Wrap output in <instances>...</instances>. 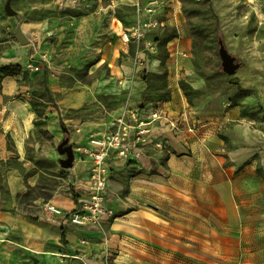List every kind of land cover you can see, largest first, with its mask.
<instances>
[{
    "label": "crops",
    "instance_id": "crops-1",
    "mask_svg": "<svg viewBox=\"0 0 264 264\" xmlns=\"http://www.w3.org/2000/svg\"><path fill=\"white\" fill-rule=\"evenodd\" d=\"M100 1L95 13L85 18L89 22L83 28L88 47L85 61H90L89 74L105 71V75L101 74L83 86L64 88L67 89L65 92L60 90L62 96L56 100L57 105H92L101 95L118 93L120 83L136 68V65L117 63L119 55L127 54L130 42L135 41L142 45L137 56L149 58V54L156 51L152 35L165 26L175 25L178 18V0ZM153 1H157L156 16L161 26L146 38L123 42L119 35L138 25L144 17V9ZM121 5L130 8L123 16L124 20L113 15L116 6ZM98 12L99 15L95 16ZM108 12L111 14L106 18ZM167 40L164 69L168 73L169 95L161 100L142 102L148 110H160L162 115L151 128L150 140L141 144L139 157H110L107 188L113 216L96 226H72L66 224L62 215L44 209L45 203L65 213L76 208L79 198L86 194L88 182L89 160L84 155L80 158L84 163L82 174L70 172L67 178L77 189L76 198L71 192L57 188L47 198L35 200L34 210H30L29 204L23 206L19 203V196L29 186H34L39 178L30 166L31 162L24 160L37 114L28 99L16 95L19 91L17 77L11 74L2 77L0 161L18 160L20 167L6 171V198L2 195L0 183V264H189V260L219 264L220 233L233 236L235 231L233 226L219 224L221 178L212 158L219 149L217 131L234 119L236 110L201 114L195 107H190L179 85V79L192 72L190 39L182 32ZM158 62L154 58L150 66L161 71ZM143 90L139 82L131 102L128 101L130 107L141 99ZM130 107L113 112L101 109L100 116L93 120L92 128L95 129L91 130L90 136L112 131L105 132L96 124L103 126L111 121L118 126L121 115H126L125 119L129 121L127 115L134 109ZM174 121L181 122L180 131L174 129ZM44 123L54 140L60 139L67 131L61 126L56 106H47ZM188 124L194 130H186ZM230 131L235 145L230 152L232 162H248L259 155L264 167V149L260 151L257 147L261 140L264 142V131L253 129L245 119L233 124ZM155 153H166V156L160 161ZM128 166L134 169L130 209L125 208L128 202L110 182L112 171L120 172ZM189 217L196 218V222L189 224Z\"/></svg>",
    "mask_w": 264,
    "mask_h": 264
},
{
    "label": "rangeland",
    "instance_id": "rangeland-1",
    "mask_svg": "<svg viewBox=\"0 0 264 264\" xmlns=\"http://www.w3.org/2000/svg\"><path fill=\"white\" fill-rule=\"evenodd\" d=\"M6 1L0 0V83L3 77L1 67H12V75L17 77L19 86L16 95L28 99L37 114L24 160L31 162L30 166L39 178L34 186H29L19 196V203L23 206L29 204L30 210H34L35 200L47 198L53 189L76 193L77 189L67 178L70 172L82 174L84 163L80 158L83 154L79 153L78 147L85 145L91 130L95 129L92 128L93 120L100 116L101 109L113 112L130 107L128 101L131 102L139 82L144 88L143 95L132 103V109L142 102L167 97L170 92L168 73L164 69L167 39L185 32L191 42L192 72L180 78L179 85L190 107H195L201 114L236 110L234 119L217 131L219 149L212 158L221 178L219 224L233 226L235 231L233 236L220 233L219 264H264V167L259 155L253 156L251 161L239 163L232 162L230 156L235 146L230 131L233 124L245 119L253 129L264 131V0H178L175 25L151 34L156 51L150 52L149 58L137 56L142 45L135 41L130 42L127 54L119 55L117 63L136 65V68L120 83L118 93L101 95L92 105L76 107L57 105L56 100L62 96L60 90L65 92L67 89L64 88L83 86L95 77L105 75V71L88 73L90 61H85L88 47L83 31L87 22L85 18L95 13L101 1L10 0L15 10L13 15L6 13ZM129 9L125 5L116 6L113 15L124 20ZM98 15L99 12L95 16ZM18 28L28 36L26 44L16 39ZM219 38L241 63L234 74H227L222 69ZM153 57L158 59L161 71L150 66ZM104 69H107L106 65ZM49 105L57 107L61 126L67 129L58 140H54L45 129L44 115ZM96 127L106 132L117 126L109 121L103 126L96 124ZM65 138L75 148L73 165L67 168L59 162L65 154L57 150L58 143ZM257 147L262 151L264 142L261 140ZM155 154L160 161L166 156V153ZM11 167H20L19 161H0L4 198L8 197L6 171ZM133 172L134 169L128 166L120 172L112 171L110 177L113 187L128 202L124 205L127 209L132 208ZM188 222L195 223L196 218L189 217ZM192 263L206 264L189 260V264Z\"/></svg>",
    "mask_w": 264,
    "mask_h": 264
},
{
    "label": "built area",
    "instance_id": "built-area-1",
    "mask_svg": "<svg viewBox=\"0 0 264 264\" xmlns=\"http://www.w3.org/2000/svg\"><path fill=\"white\" fill-rule=\"evenodd\" d=\"M156 2L146 6L144 17L139 20L138 25L123 30L119 35L123 42L146 38L152 30L161 26V21L156 16ZM145 107L138 106L129 111V121L125 119L126 115H121L114 130L101 136H90L85 145L78 147L79 152L89 160L86 194L79 198L76 208L69 212L65 213L62 209L45 203L44 209L47 212L62 215L66 224L79 227L96 226L113 216L107 188L109 159L111 156L127 159L141 155V144L150 140L151 128L162 115L160 110H148ZM172 125L177 131L182 129L179 121H174ZM186 130L194 128L188 124Z\"/></svg>",
    "mask_w": 264,
    "mask_h": 264
},
{
    "label": "water",
    "instance_id": "water-1",
    "mask_svg": "<svg viewBox=\"0 0 264 264\" xmlns=\"http://www.w3.org/2000/svg\"><path fill=\"white\" fill-rule=\"evenodd\" d=\"M4 9L8 15L15 14V10L10 5V0H7L4 6ZM16 39L21 44H26L28 42V36L25 35L21 29L16 30L15 34ZM219 48V56L221 58V65L222 69L227 74H234L237 69L241 66V63L236 60V56L232 55L227 48L225 47L222 38H219L218 40ZM144 104H141L140 106H143ZM57 150L60 153L65 154V158L60 159V164L63 167H71L73 165L74 160V150L70 144H68V140L65 139L62 142L59 143Z\"/></svg>",
    "mask_w": 264,
    "mask_h": 264
},
{
    "label": "trees",
    "instance_id": "trees-1",
    "mask_svg": "<svg viewBox=\"0 0 264 264\" xmlns=\"http://www.w3.org/2000/svg\"><path fill=\"white\" fill-rule=\"evenodd\" d=\"M176 34H173L171 37H175ZM171 37H169L168 39H170ZM1 72L3 73V76L4 75H7V74H13L14 72V69L10 66H4V67H1ZM73 197L76 198V195L74 193H72Z\"/></svg>",
    "mask_w": 264,
    "mask_h": 264
},
{
    "label": "bare ground",
    "instance_id": "bare-ground-1",
    "mask_svg": "<svg viewBox=\"0 0 264 264\" xmlns=\"http://www.w3.org/2000/svg\"><path fill=\"white\" fill-rule=\"evenodd\" d=\"M15 103L18 104L19 106H23L19 101H16Z\"/></svg>",
    "mask_w": 264,
    "mask_h": 264
}]
</instances>
